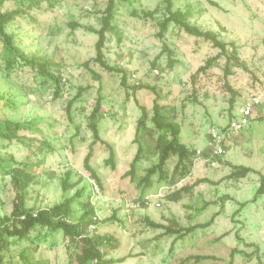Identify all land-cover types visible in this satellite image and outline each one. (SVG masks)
<instances>
[{
    "label": "rangeland",
    "instance_id": "rangeland-1",
    "mask_svg": "<svg viewBox=\"0 0 264 264\" xmlns=\"http://www.w3.org/2000/svg\"><path fill=\"white\" fill-rule=\"evenodd\" d=\"M172 1L174 10L190 9L191 24L217 34L225 43H234L245 68L230 67L226 74L225 59L220 57L205 72L196 73L218 54L217 49L172 24L160 40L157 24L164 17L162 0L117 2V32L107 35L104 60L125 71L129 88L146 85L155 90L128 94L120 73L107 72L93 62L97 36L69 25L74 22L98 30L107 1L58 0L54 7L41 3L39 8L25 10L6 32L21 52L47 61L50 72L61 75V93L54 98L52 83L42 84L38 73L21 61L6 70L0 56V130H5L6 122L19 124L18 135L32 141V147H26L0 138V156H12L28 165L33 181L26 189L27 209H47L78 192L70 221L76 222L86 205L94 209L98 224L91 235L106 240L101 249L105 259L121 260L112 264H228L231 253L232 264H264V194L256 195L264 174V103L251 123L229 138L217 167L193 161L188 175L175 184L171 176L176 156L167 160L164 178L156 173L148 186L140 183L147 169L158 162V134L148 120V131L139 133L143 150L134 179L125 175L137 149L133 139L140 111L135 100L151 116L156 98L180 126V142L188 150H204L209 130L224 126L243 98L261 90L264 82V0ZM18 5V0H7L0 11ZM132 9L157 10V14L135 18L130 15ZM163 43L176 60L172 68L167 65V53L161 54ZM225 82L237 93L232 105ZM75 97L68 115V103ZM99 97V136L111 146L114 159L112 164L106 162L109 149L103 143L92 146L90 167L97 182L83 167V159L93 141L89 115ZM6 100L11 104L4 105ZM42 140L50 147L38 151ZM232 166L249 167L253 172L240 179L229 178ZM91 179L100 187L101 196L93 194ZM65 181L74 187L64 190ZM163 188L164 197L157 207L155 195ZM182 188L187 191L179 201L166 199ZM13 195L10 177L0 172V220L11 213ZM126 200L132 207L125 206ZM214 214L218 215L209 226L177 239L147 225L150 220L176 228L174 220L187 228L207 223ZM23 250L28 263L20 257ZM78 253L77 244L68 243L61 232L36 229L28 240L10 245L3 258L7 264H76ZM189 256L213 258L186 260Z\"/></svg>",
    "mask_w": 264,
    "mask_h": 264
},
{
    "label": "trees",
    "instance_id": "trees-1",
    "mask_svg": "<svg viewBox=\"0 0 264 264\" xmlns=\"http://www.w3.org/2000/svg\"><path fill=\"white\" fill-rule=\"evenodd\" d=\"M7 0H0V7ZM106 6L102 17L99 21V29L95 30L93 28H88L85 26H80L76 23H70L72 29H82L84 31L94 33L97 36V41L95 43V57L93 59L94 63H97L103 70L107 72H117L121 74V84L125 87L127 93H133L136 90L147 89L154 92L155 90L149 86H132L129 88L126 84L127 74L125 71L119 68L109 66L104 60V47L107 42V35L114 34L117 32V27L114 24V14L116 10V3H130L132 0H106ZM58 0H18V8L6 11H0V56L4 61V67L6 70H10L16 62L21 61L23 65L29 66L31 69L35 70L38 75L42 78V84L50 81L54 87L53 97L57 98L62 89V77L60 74L50 72V66L47 61L36 57L28 56L21 52L15 45L13 41V36L6 32V27L12 23L17 17L25 14V10L31 8H39L41 3H46L49 7H54ZM164 5V17L158 21V33L157 37L160 40H164L169 26L172 24L178 27L182 32L191 36L195 39L202 40L209 43L213 48L217 49L218 54L207 60L205 65L200 67L196 73L205 72L212 65H215L216 61L220 57H224L225 66L224 71L226 74H230V67H241L245 68L243 64L240 63L238 59V48L234 43H225L218 39L217 34L211 31L201 30L199 27L191 24L189 18L191 16L190 9L186 10L173 9L172 0H162ZM215 5L214 3H212ZM140 14L144 18H154L157 14V10L144 11L141 10L137 12L135 9L130 11L132 17L138 18ZM167 53L168 57V67L172 68L176 63V60L171 59L172 52L169 50L168 46L163 43L161 54ZM196 74L193 75L195 77ZM99 79V76H95ZM228 89L231 91L232 96L230 99L231 105L234 103L237 93L232 91V89L227 85ZM131 91V92H130ZM76 95V97H78ZM73 98L67 106V114L70 113V108L72 103L76 100ZM135 103L140 111V116L137 119L134 139L133 142L137 144V149L134 157L129 164V170L126 172V176L134 179L136 172L137 162L141 159V153L143 147L139 142V133L141 130L148 131L146 126L149 120L153 127V130L157 132V137L155 141V147L158 152V162L147 169L145 176L140 180L144 186H148L150 178L158 174L159 178H164V168L167 160L171 156L177 157V163L173 168V173L171 176V183L175 184L180 179L188 175L190 168L193 164V159L195 157L194 150H188V148L180 142V126L176 123L168 112L163 108L162 105L155 98L151 108V116H149L148 110L140 105L137 100ZM11 102L6 100L4 105H10ZM232 107V106H231ZM101 108V99H97L96 104L89 115V129L92 133V143L89 146L88 152L83 159V167L89 173L90 177H93L97 182V176L94 170L90 167V160L92 157V146L96 142L103 143L109 149V157L107 163H113L114 152L110 145L106 144L100 139L98 131V115ZM5 130H0V138L12 141L16 140L21 145L26 147H32V141L27 140L18 135L19 130L22 129L19 124L6 122L4 125ZM37 150L43 151L44 149H49V144L42 140L38 143ZM220 160H218L219 162ZM0 172L5 176L10 177L12 190H13V204L12 210L9 216H4L0 220V264H7L3 258V252L9 248L10 245L14 244L16 241H26L30 238V235L36 229H46L49 232H61L64 239L70 243H76L79 250L76 256V264H112L115 262H120L121 260L105 259L104 253L101 250L106 240L100 236L88 232V226L92 222V218L95 216L94 209L86 205L84 207L83 213L80 215L76 222L70 221L73 215L72 203L79 197L78 192L72 197L65 199L50 208L41 210H31L25 207L26 200V189L32 183L33 176L28 171V165L24 162H17L12 156L1 157L0 156ZM253 172L249 167L244 166H232V171L229 174V178L240 179ZM69 177V174H67ZM93 180V179H92ZM96 181H94L96 183ZM200 183V182H199ZM97 184V183H96ZM63 189L68 190L74 187L70 185L67 181L63 182ZM98 186V185H97ZM99 187V186H98ZM100 188V187H99ZM187 191V188H182L177 192H173L167 196L169 202H177L181 199V193ZM264 194V174L260 175V184L257 189L256 195ZM218 214H214L207 223L195 224L193 226L183 228L177 226L176 222L173 220L176 228H171L170 226H163L158 223H154L147 220V225L154 229L164 230L165 235L176 236L175 239L181 238L187 235L197 228H205L209 226ZM98 222H96V225ZM20 257L25 263L29 262V257L26 250L20 253ZM233 253L230 254V260L228 264H232ZM211 256H189L186 260L194 259L196 261L212 259Z\"/></svg>",
    "mask_w": 264,
    "mask_h": 264
},
{
    "label": "built area",
    "instance_id": "built-area-1",
    "mask_svg": "<svg viewBox=\"0 0 264 264\" xmlns=\"http://www.w3.org/2000/svg\"><path fill=\"white\" fill-rule=\"evenodd\" d=\"M264 103V82L262 89L259 91L250 92L246 95L240 105L232 113L228 122L224 126H214L208 132V138L204 150L195 149V157L193 161H201L208 165L210 168L218 166V160H221L226 154V148L228 147V140L230 137H235L246 128L251 121L254 119V114L257 108ZM90 185L93 194L101 196L100 188L94 182L90 180ZM162 190H159L155 195L156 203L155 206H160V199L164 197ZM127 208L132 207V204L125 201ZM97 217L92 218L91 224L88 226V232L93 233L96 229Z\"/></svg>",
    "mask_w": 264,
    "mask_h": 264
}]
</instances>
